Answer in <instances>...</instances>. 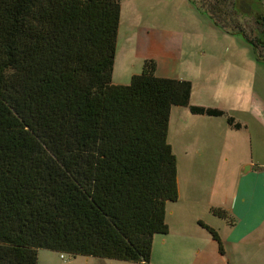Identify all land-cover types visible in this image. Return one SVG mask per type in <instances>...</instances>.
Returning <instances> with one entry per match:
<instances>
[{"label":"trees","instance_id":"obj_1","mask_svg":"<svg viewBox=\"0 0 264 264\" xmlns=\"http://www.w3.org/2000/svg\"><path fill=\"white\" fill-rule=\"evenodd\" d=\"M120 2L0 0V264H38L41 249L150 264L179 197L171 108L223 113L192 105L191 81L157 76L154 60L113 82ZM263 6L246 38L258 58Z\"/></svg>","mask_w":264,"mask_h":264},{"label":"crops","instance_id":"obj_2","mask_svg":"<svg viewBox=\"0 0 264 264\" xmlns=\"http://www.w3.org/2000/svg\"><path fill=\"white\" fill-rule=\"evenodd\" d=\"M197 71L190 103L223 113L171 108L168 143L176 155L179 197L166 205L169 230L154 235L150 264H250L247 259H264V161L253 152L254 135L264 145V114L255 109L251 88L218 85V66ZM156 72L174 78L160 73L158 64ZM200 221L217 231L220 242Z\"/></svg>","mask_w":264,"mask_h":264},{"label":"rangeland","instance_id":"obj_3","mask_svg":"<svg viewBox=\"0 0 264 264\" xmlns=\"http://www.w3.org/2000/svg\"><path fill=\"white\" fill-rule=\"evenodd\" d=\"M234 1L237 5L242 0ZM246 1L252 4V12L260 2L264 4V0ZM120 5L113 81L129 82L133 74L141 72L146 60H154L160 73L186 80L196 76L198 67L209 70L218 66V85L227 84L239 92L251 88L254 107L264 114V58H258L246 40L256 41L253 33L259 31L254 12L236 11L233 0H197L195 4L191 0H121ZM257 51L264 54L261 47ZM231 60L239 63L232 64ZM246 61L249 64H242ZM243 67L250 72L242 71ZM253 140L254 157L264 161V145L255 135ZM247 260L264 264V259ZM38 264L141 263L85 255H66L62 259L55 250L41 249Z\"/></svg>","mask_w":264,"mask_h":264}]
</instances>
